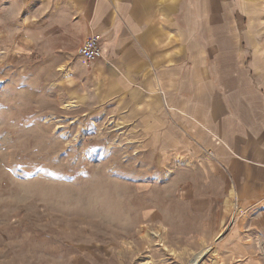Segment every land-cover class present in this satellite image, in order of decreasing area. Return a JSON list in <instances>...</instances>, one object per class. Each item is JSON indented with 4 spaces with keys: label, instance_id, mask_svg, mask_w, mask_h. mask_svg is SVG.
<instances>
[{
    "label": "rangeland",
    "instance_id": "rangeland-1",
    "mask_svg": "<svg viewBox=\"0 0 264 264\" xmlns=\"http://www.w3.org/2000/svg\"><path fill=\"white\" fill-rule=\"evenodd\" d=\"M49 7L0 0V264H238L218 243L237 216L220 175L98 105Z\"/></svg>",
    "mask_w": 264,
    "mask_h": 264
},
{
    "label": "crops",
    "instance_id": "crops-1",
    "mask_svg": "<svg viewBox=\"0 0 264 264\" xmlns=\"http://www.w3.org/2000/svg\"><path fill=\"white\" fill-rule=\"evenodd\" d=\"M49 4L45 24L68 48L101 36L99 59L87 67L67 60L77 83L98 105L130 109L129 122L161 152L219 174L232 206L226 214L237 215L220 248L238 264H264V0Z\"/></svg>",
    "mask_w": 264,
    "mask_h": 264
},
{
    "label": "built area",
    "instance_id": "built-area-1",
    "mask_svg": "<svg viewBox=\"0 0 264 264\" xmlns=\"http://www.w3.org/2000/svg\"><path fill=\"white\" fill-rule=\"evenodd\" d=\"M79 61L83 65H88L102 56L101 36L98 34L90 35L77 50Z\"/></svg>",
    "mask_w": 264,
    "mask_h": 264
},
{
    "label": "bare ground",
    "instance_id": "bare-ground-1",
    "mask_svg": "<svg viewBox=\"0 0 264 264\" xmlns=\"http://www.w3.org/2000/svg\"><path fill=\"white\" fill-rule=\"evenodd\" d=\"M156 234V233H155ZM218 264V263H217Z\"/></svg>",
    "mask_w": 264,
    "mask_h": 264
}]
</instances>
